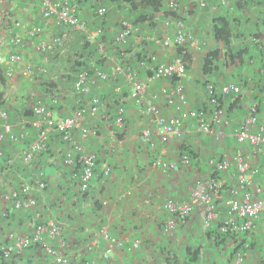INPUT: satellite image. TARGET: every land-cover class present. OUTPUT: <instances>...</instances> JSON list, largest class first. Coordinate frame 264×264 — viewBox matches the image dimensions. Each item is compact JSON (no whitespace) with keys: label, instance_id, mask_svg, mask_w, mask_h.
I'll use <instances>...</instances> for the list:
<instances>
[{"label":"crops","instance_id":"crops-1","mask_svg":"<svg viewBox=\"0 0 264 264\" xmlns=\"http://www.w3.org/2000/svg\"><path fill=\"white\" fill-rule=\"evenodd\" d=\"M161 1L162 11L152 14L145 9L146 18L151 21L133 25L126 44L117 47L114 38L120 23L135 21L137 13L131 12L126 4L114 5L107 0H75L81 21L91 29H102V38L107 42L101 51L108 62L101 69L107 79L89 81L88 91L78 99L62 77L65 73L62 71L68 67L64 57L66 48L81 47L78 45L82 34L65 30L51 21L44 25L40 0H0V14L5 12L0 30L7 19L20 22L21 27L14 30L20 33L25 46L15 49L5 37L0 53L7 55L18 51L22 64L32 63L47 69L45 74L27 79L17 74L7 85L0 86L13 131L18 135L28 132V137L0 146V193L28 185L36 200L31 210H15L4 198L0 200V244L8 242L10 233L29 236L36 225L51 220L62 226L68 264H234L238 253L244 254L243 264H264V210L251 233L223 235L219 233V227L225 218L226 207L221 200L216 202L218 219L207 229L198 208L193 207L185 220H177L164 207L169 199L175 202L188 200L194 182L214 175L210 160L231 164L237 149H242L251 166L259 169L256 183L264 184V154L258 155L235 140L237 128L253 105H256L259 122L264 126V23L260 20L263 7L260 0H227L225 7L206 8H200L197 0H176L175 14L190 40L186 44L190 59L185 75L179 80L186 101L177 110L179 98L174 96L170 104L163 93H171L175 81L163 78L147 82L151 69L177 58L174 45H163L166 38L173 40L176 25L174 18L166 21L163 17L164 11H170L169 0ZM99 6L106 8L102 18L95 15ZM222 16H227L233 28L228 49L232 55L245 50L242 60L229 62L227 47L213 37L214 21ZM35 24L43 26V34L37 41L62 39L64 49L59 52V57L55 53L34 50L35 42L27 36V31ZM255 36L258 37L256 40ZM191 41L198 44L192 45ZM214 50H219L220 56L213 71L204 75L203 60ZM122 65L135 74L134 79L118 77L114 84L110 78L117 66ZM139 82H145L146 88L141 101L136 102L130 98V93ZM45 83H54L58 87L51 94ZM209 84L218 89L235 84L240 89V100L233 108L230 106L235 97H224L225 116L216 126L207 103L206 87ZM115 86L120 88L119 93ZM35 98L46 104L55 118L65 117L77 107L86 106L88 113L84 125L96 135L84 139L79 132L74 133V139L96 159L95 178L86 193L79 189V168L62 164L67 147L58 134L50 135L47 150L38 155L31 166L21 163L22 151L35 138V132L26 124L25 114L35 104ZM54 98L57 104L52 102ZM92 98H98L102 105H92ZM149 104L155 106L162 118L182 117L183 138L162 143L153 118L147 112ZM121 106L124 108L123 124L118 126L115 118ZM190 111L206 113V123L222 136L215 140L213 135L200 131L198 122L188 116ZM146 129L151 130V136L144 142L140 136ZM184 155L189 157L187 165L180 161ZM159 161L175 163V167L164 172L157 166ZM106 169L110 171L107 176L104 174ZM220 177L226 187L234 185L231 173ZM36 179L45 184L44 190L34 186ZM170 219L177 221L174 229L167 231ZM102 227L123 243V247L115 249L107 259L104 258L107 244L99 234ZM135 242L136 248L133 247ZM14 260V263L0 261V264H55L53 258L43 254L37 246Z\"/></svg>","mask_w":264,"mask_h":264},{"label":"built area","instance_id":"built-area-1","mask_svg":"<svg viewBox=\"0 0 264 264\" xmlns=\"http://www.w3.org/2000/svg\"><path fill=\"white\" fill-rule=\"evenodd\" d=\"M200 8L208 6H227V0H197ZM263 7L262 18L264 20V0H260ZM168 7L170 10H175L176 0H169ZM40 10L44 25L50 21L56 26L65 28V30L77 31L85 37L86 41H93L102 36L101 28L91 29L80 19L78 9L75 5V0H40ZM95 14L102 18L106 14V8L99 6L96 8ZM176 31L173 40L166 38L163 45H186L188 40L187 35L184 33V25L181 20L174 17ZM15 28H20L21 23L15 22ZM9 30V28H7ZM0 32V46L3 38L11 34L8 30ZM132 26L127 22H122L116 36V42L124 45L130 33ZM28 35L31 39L37 38L43 34V26L33 25L28 30ZM15 38V37H14ZM16 47L24 48L21 40L18 38L11 39ZM62 39L53 38L49 41H38L34 44V50L38 53L50 54L55 52L57 48L62 45ZM192 45H197V42L191 41ZM22 56L19 53L1 54L0 53V66L3 68L4 75L7 80L13 79L17 74L24 78H30L36 74H45L47 69L40 65L32 63L22 64ZM93 75L101 80H106L107 76L99 69L93 71ZM185 75V64L181 58H176L170 63L159 64L151 69V77L147 79L149 82L152 79H171L175 78L176 86L171 93H167L166 97L169 103L172 104V98L175 96L179 98L177 110H180L185 105V97L183 94V87L179 80ZM126 76L129 80L134 79L135 74L129 72L124 66H117L114 76L110 80L116 84L118 77ZM88 73L80 71L75 79L73 88L75 92L84 95L88 90ZM146 88L145 82H139L134 85L130 98L136 102L141 101V96ZM115 90L120 91L118 86ZM207 103L211 118L214 125H218L225 116L226 106L221 105L219 96H233L237 97L240 94V89L235 84L224 85L221 88H216L212 84L206 87ZM57 104V99L52 100ZM31 108L32 118L26 120L27 126L35 132V138L21 153V161L24 165H30L34 159L41 153L45 152L50 143V135L52 133L58 134L61 142L67 147L62 158V164L66 167H79L80 172L78 175L79 189L82 193H86L92 184L95 174V156L85 152L84 147L78 143L73 134L79 132L82 138H89L95 136L93 130L87 129L84 125V119L87 115L86 108H78L65 117L55 118L52 115L50 108L42 105L41 102H35ZM92 105H99L98 98H92ZM264 105V100L262 101ZM147 112L153 118V122L157 127V135L162 143L168 142L171 139H180L185 135L183 129V119L180 116L170 117L168 119L162 118L155 106L149 104ZM124 108L118 107L115 122L118 126L123 124ZM258 111L256 105H253L248 112V115L240 123L235 132V140L239 145H247L256 152L258 155L264 154V126L260 124L258 118ZM188 116L195 119L199 124L200 131L207 135H213L215 140H218L222 135L221 132L215 130L212 126L208 125L205 121L206 113L190 111ZM151 130L146 129L142 132L140 138L142 141L147 142L150 139ZM28 137V132L18 135L13 131L12 124L9 121L7 112L0 109V146L2 143H14L22 138ZM2 152L0 150V157ZM181 163L184 165L189 164V157L187 155L181 156ZM210 166L214 170V174L210 177L199 179L194 182V186L189 195V199L182 202H175L169 199L165 203L166 212L176 218L177 220H185L191 209L198 208L201 211L203 218V225L205 228L211 227L212 223L218 219L216 209V202L221 200L226 207L225 218L221 221L219 227L220 234H239L246 235L254 231L255 222L258 216L264 210V184H257L256 178L259 174V169L252 167L244 156L242 149H237L230 162H220L217 160H210ZM157 166L164 172H168L175 167V163L171 162H157ZM232 166V170L230 168ZM110 173L108 169L104 174L107 176ZM231 173L234 185L226 187L221 174ZM219 174V175H218ZM34 186L42 191L45 189V184L40 179L35 180ZM6 202L11 204L15 210H31L36 205V200L32 195L31 187L26 185L19 189H14L6 193ZM3 194L0 193V199ZM175 219V220H176ZM170 219L167 222V231L174 229L176 221ZM1 225V221H0ZM99 234L102 236L107 246L104 252V258L111 256L115 249H121L123 243L117 238L112 236L106 227L100 229ZM8 242L0 245V253L4 261H12L18 258L25 251L37 246L40 251L53 258L55 264H68L66 256V243L63 238L62 226L54 221H47L35 226L33 232L29 236H19L15 233L8 234ZM134 248L137 247L135 242ZM244 254L238 253L234 264H243Z\"/></svg>","mask_w":264,"mask_h":264},{"label":"trees","instance_id":"trees-1","mask_svg":"<svg viewBox=\"0 0 264 264\" xmlns=\"http://www.w3.org/2000/svg\"><path fill=\"white\" fill-rule=\"evenodd\" d=\"M107 1L109 3L114 4V5L115 4L116 5L126 4L130 8L131 12H134V13L136 12L137 13L138 16L135 19V21L134 20H131V21H128V22L127 21H122V22H127L130 26H132V30H133V25L138 24L139 22L151 21L150 19L146 18L145 9H148L150 12H152V14H155V13H160L162 11L163 7H164L161 0H107ZM237 5H239V4H237ZM175 12L176 11H174V10H170L168 12L164 11L163 12V17L167 21L168 19L174 18L176 16ZM3 15L5 16V12H2L0 14V21L4 17ZM229 15L230 14H227L228 17H229ZM227 16L217 17L215 19L213 37H214V39L216 41L221 42L225 47H227L226 56H227L229 62L233 61V59L242 60L241 58L243 57V54H244L245 50H242V51L236 53L235 55H232V53H230V51L228 49L229 45H230V41H231L232 36H233V28H232V25L230 24V21L227 18ZM150 17L153 19L154 16L151 15ZM154 20H155V18H154ZM260 20L264 23V20H263L262 16H261ZM14 23H15L14 21H11L10 19L9 20L7 19L5 21V23H4L3 30H0V32L1 31H5L7 28H9V30L8 29L7 30L11 31V34L6 36V38H7L6 41L10 44L11 47H14L15 49L19 50L18 47H16L13 43L10 42V40L12 38L13 39H15V38L20 39L22 44L24 42V39L20 36V33L17 32L16 30H14V28H15L14 27ZM39 24H35V25H39ZM152 24H153V21H152ZM119 27H120V25H119ZM131 34H132V31H131L130 35ZM27 36L29 37L28 33H27ZM102 37L103 36H101L100 38H98L96 40H93V41H86L85 37L82 36L81 37V44H79V45H81V47H78L77 49H75L73 47H70V48L67 47L66 48V52L64 53V55H65L64 57L67 59L66 65H68V67L66 69H63L62 72H65V73H63L62 77L66 79V83H68L71 86V88H73V84L75 82V79H76V77H77V75H78V73L80 71L83 70V71H86L88 73V78H89L88 82H89L92 79H96L97 78V77H95L93 75V71L95 69L101 70L102 67H104L105 64L108 63L106 61V58H104V55H103V52H102L103 50L101 51L102 47L104 46L103 44H105L107 42V40L105 38H102ZM257 38L258 37L255 36V40ZM31 40H33V42H35L34 44L38 43V41H39V40L37 41V38L31 39ZM114 45L117 46V47H119L118 45H121V44H118L116 42V36L114 38ZM174 46L176 48V54H177L176 57L177 58H181L182 61L185 64V67H186V65H187L186 63L190 59V55L188 54V52L186 50L187 45H183V46L174 45ZM58 49L59 48H57V50ZM63 49H64V47H61L58 51L51 52L50 54H54L55 53V55H58V57H59V54H60L59 52H61ZM261 52H262V50H261ZM13 53H19V52L18 51H14ZM219 56H220V51L219 50L211 51L205 56V58L203 60V65H202V73L204 75H208V74H210L213 71V68H214V66L216 64V60L219 58ZM168 63H170V62H168ZM162 64H164V63H162ZM101 72L104 73L102 70H101ZM39 77H41V75H39ZM97 79H99V78H97ZM171 80L175 81V78H171ZM8 81L9 80H7L5 75H4L3 68L0 66V86L7 85ZM45 84H46V89L48 91H50L49 93H51V94L54 92L53 89H56V87H58L57 84H54V83H45ZM73 92L75 93V95H76V97L78 99H79V97L82 98L83 95L80 94L79 92H75L74 88H73ZM3 97H4L3 95H0V109H3V110H5L7 112L8 116H9V121H10L9 110L6 108V99H3ZM224 97H225L224 95H220L219 96V102H220L221 105H223L224 102H225V98ZM120 99L121 98H119L116 101H119ZM89 100H88V102H89ZM239 100H240L239 96L235 97L231 101V102H233V105L230 106V109L233 108L239 102ZM35 102H41L42 105H44L45 107H48L46 104H44L42 101H40L37 98H35ZM78 108H83L84 109V108H86V106H79L76 109H74L73 112L78 110ZM25 114H26V117L29 118L28 120H30V118H32L31 109L30 110L28 109ZM72 136L74 138V134ZM33 162L29 166H31L33 164ZM21 163H22V161H21ZM26 166H28V165H26ZM79 172H80V168H79ZM216 175L217 174H214V176H216ZM6 195L7 194L4 193L1 196V199L4 198V200H6V198H5ZM0 261L1 262L4 261V259L1 256V253H0ZM14 261L15 260H12V263H14Z\"/></svg>","mask_w":264,"mask_h":264},{"label":"rangeland","instance_id":"rangeland-1","mask_svg":"<svg viewBox=\"0 0 264 264\" xmlns=\"http://www.w3.org/2000/svg\"><path fill=\"white\" fill-rule=\"evenodd\" d=\"M78 46H81V45H78ZM61 47H63V46L61 45ZM61 47H60V48H61ZM60 48H59V49H60ZM59 49H58V50H59ZM58 50H56V51H58Z\"/></svg>","mask_w":264,"mask_h":264}]
</instances>
